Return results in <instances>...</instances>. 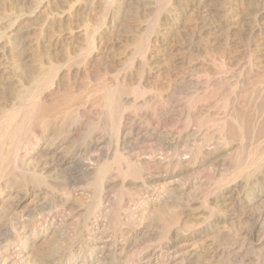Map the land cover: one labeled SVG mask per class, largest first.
<instances>
[{"label":"bare ground","instance_id":"6f19581e","mask_svg":"<svg viewBox=\"0 0 264 264\" xmlns=\"http://www.w3.org/2000/svg\"><path fill=\"white\" fill-rule=\"evenodd\" d=\"M208 1L199 0L197 6ZM14 2L22 5L27 0ZM102 2L108 8L113 6V0ZM263 19L264 3L262 11L253 20L243 19V24L251 26L249 34L253 35L258 31L254 25ZM6 32H0V80L6 75V64L27 65L33 58L27 49L28 37ZM38 34L41 41L50 37L45 30ZM93 34L84 33V62L98 53ZM146 38L143 43L137 39L141 46L135 52L143 58L150 42ZM254 56L246 58L245 64H234L235 68L233 64L227 69L222 63L216 65L215 71L207 70L201 79L181 77L164 93H158L148 81L142 85L134 77L135 84L125 74L122 79L106 77L109 71L100 70L104 77L77 95L62 85L66 82L63 72L68 79L76 74L71 73L70 60L39 58L35 68L16 81L22 89L17 101L28 98L27 104L0 107V264H179L185 258L190 264H200L207 257L209 263L220 260L227 252L232 256L264 250V67L257 69L260 61L254 63L258 61ZM131 58H127L129 62ZM77 61L73 63L81 64ZM77 183L85 188L80 185L75 190L72 186ZM198 194L202 195L199 221L180 226L184 207L192 215L199 209L187 205L189 197ZM185 197L186 204L181 206L179 201ZM151 214L162 224L158 236L163 241L147 252L144 250L149 248L143 249L135 259V245L144 237L140 228L145 220H152ZM238 215L247 228L239 226L227 249L223 247L226 243L221 247L218 242L210 246L213 250L208 254L202 247L201 253L189 250L197 239L206 238L212 244L218 241L226 224ZM52 238L61 243L48 251L47 240Z\"/></svg>","mask_w":264,"mask_h":264},{"label":"rangeland","instance_id":"374dc122","mask_svg":"<svg viewBox=\"0 0 264 264\" xmlns=\"http://www.w3.org/2000/svg\"><path fill=\"white\" fill-rule=\"evenodd\" d=\"M35 1L27 0V2L22 3L21 5V4L15 3L14 0H0V32L2 33L4 29L5 32L7 31L6 32L7 35L9 34L11 35L13 33L17 35H22L24 38L28 37L29 41L28 40L27 41H28L29 47L27 49L29 51L31 50L32 52L31 54L33 56V58L31 57L30 62L27 63V65H17V64L14 65V63H12V64H6L4 66L6 75H4L3 79L0 80V87H1L0 92L2 91V93L0 94V100H1L0 107L6 106L8 107L6 109H12L18 106L21 107L23 103H24L23 105L27 104L26 101L28 100V98L24 99L25 100L24 102L21 100L17 101L19 99L17 98L18 94H20L22 89L20 88V85L16 83V81L19 80L21 76L25 77L26 75H28V73L31 72L37 65V61L39 60V58H42L43 60L47 61L46 57H48L50 58V61L52 60L51 62H56V61L58 62L59 60L60 62L66 61V58L67 60H70L69 65L72 64L70 65L72 68L69 66V68L72 69L71 73L72 75L73 73H76V74L71 76L69 80L68 77L65 75L66 73L63 72L62 79L64 78L66 82L63 80L62 85H63V88H66V89L69 88L71 91L74 90L73 92L75 95L81 94L82 92L84 93V91L92 89V87L97 84L96 82H99L100 79L104 77V74H106L108 71L109 72L105 75L106 77H110V75L111 77L112 75H114V77L118 75L120 78L128 76V77H131L132 83H134L135 81L138 83V81L141 80L142 85H145V83H147L148 81L152 87L159 89L160 92L158 93H164L166 89H167L166 91H168V89H170L173 86V83H177L179 79L181 80L182 79L181 77L190 76L192 78L201 79L202 75L205 76L206 73H209V71L210 72L215 71L216 69L214 68V66L216 67V65H217L216 68H218L219 65L221 67L223 64V66H225V69H227L226 66L229 67L231 65L232 67V64L234 67L238 64L241 65V64H245V62L247 63L248 60L253 58V55H255L254 56L255 59L258 57L257 58L258 61L254 60V63L257 64L260 61L259 62L260 65L259 64L256 65L258 66L257 69L259 68L258 70H260L262 67H264V60H263L264 59V19L260 23L257 22V24L254 25L258 27L257 28L258 31L254 33L256 34L255 36L254 34L253 35L249 34L250 32L249 29L251 26H246L243 24V19L247 18V19L253 20L255 16L262 11V4L264 3V0H211V2L208 1L207 2L208 4H204L202 6H197V3L199 0H170V1L164 0L165 2L164 1L161 2V0H158V1L157 0H145V1H142V0H113V6L110 7L111 9L103 5L102 1L104 0H101V1L100 0H58V1L57 0H47V1L46 0L44 1L35 0ZM166 3H168V5ZM48 4L51 7L46 6ZM100 4H102L103 6H100ZM147 6L149 9L147 8ZM104 7L106 8L104 9ZM59 10H61V13L65 10L63 12L65 13V15L63 13L61 14ZM160 10H162L163 12ZM111 13H113L114 17L112 16ZM154 13H157V14L160 13L159 17L157 14L154 15ZM152 14L155 17H153ZM37 15L39 17H37ZM5 19L8 21H5ZM42 19L44 21H42ZM1 20H2V24H1ZM149 22H152V23L148 25ZM9 23L10 24L13 23V27H11L12 25L10 26L12 29L8 27ZM1 26L2 27L4 26V28H2ZM150 26L151 28L155 26L153 28L154 31L151 29L154 33L148 32V28H150ZM7 29H9L11 32H9V30ZM18 30L19 32H17ZM42 30L43 31L45 30L46 37L48 35L50 36V37L48 36L49 38L47 37L48 40H46L47 38L45 37L46 41H43V40L41 41L42 38H40L39 36L41 34H38V33H41ZM146 31H147V34H146ZM84 33L86 34L90 33L91 36H92V33H95V35L93 34L95 37L94 36L93 37L95 38L94 39L95 48L97 49V52H98L96 56H95L96 52H94L93 58L91 60H88L87 62L86 61L84 62L82 59L84 56L83 53H85V50H84L86 47L85 41L87 40V37H85L86 39L84 38L85 36ZM144 34L147 36H145ZM149 36H150V39H149ZM145 37H147L146 39H148L150 42H149L148 49H147L148 52L147 51L145 52L146 55L144 56V58L145 57L146 58L144 60L143 56L141 57V55H139L140 53L138 54L139 49L137 48L141 46L140 44L141 42L143 43V40L145 39ZM137 39H139L140 41L142 40V41L140 42ZM45 42L46 43L48 42L47 44L49 45L47 46ZM43 46H45V48ZM54 46L55 48H53ZM257 46H259V48ZM80 47H83V48H80ZM43 49L44 50L47 49V50L44 51ZM49 49L52 51H50ZM136 51L138 52L135 54ZM77 53L80 54L79 56H81V58H79L76 55ZM33 54L34 55L36 54L38 56L41 55V57H36V55L34 56ZM45 54H48L49 56L48 55L46 56ZM131 54L133 58H131L130 61L132 59L133 60L129 62V59L127 58L132 57L130 56ZM43 55L45 56L43 57ZM74 56L75 58L72 59V57ZM95 57H98V58L101 57V58L96 59ZM246 58H248L247 61H246ZM75 59L76 61L78 59V61L81 62V64H75L76 63ZM31 60H34L35 62ZM97 60L99 61L97 62ZM73 61L75 63H73ZM78 61L77 63H79ZM95 62L96 64H94ZM99 62L102 67L103 65H106V64H107L106 65L107 67L109 65L108 63H110L111 65L107 67V68L111 67L110 70L107 68L105 69L104 68L105 66L102 69L101 66H99L100 65ZM119 63H122V64L120 65ZM139 63L141 64L139 65ZM73 64H75L77 67L78 65H81V66L85 65L84 66L85 68L79 66L78 68L73 69V67H76L75 65L73 66ZM119 65H120L121 70L119 68ZM141 65H142L143 70L142 68H140ZM29 68L30 69L32 68V69L30 70ZM80 68H83V70ZM77 69L81 70V72L78 71ZM126 69H128L129 72H127ZM100 70H102V72H105V71L107 72L103 74ZM117 70H119L120 72L122 71V72L118 73L119 71ZM84 72L89 73V76H88L89 78H87L88 73L86 74ZM140 72L143 74H141ZM134 77H136V79ZM140 77L141 78L145 77L143 79L146 81H144ZM173 78L175 80H173ZM133 79H135V81ZM68 82L69 84H67ZM136 82L135 84H137ZM85 84L87 85V87L85 86ZM65 85H69V87L68 86L66 87ZM170 85L172 86L170 87ZM73 86L75 88H73ZM77 87L79 91L77 90ZM160 87L163 89V92H161L162 89ZM176 97L179 98L180 96L178 95ZM180 98H183V97H180ZM10 101H11V105H10L11 107L8 105L10 104ZM1 102H3L4 104ZM156 149L154 148V151H156ZM80 185L81 187L82 185L84 187L81 188L79 187ZM72 187L75 190H79V188L84 189L85 185L77 183L76 185ZM200 194H198L199 198H198V195L195 197H191V198L189 197V199L186 197L183 199L181 198V200L179 201V204H181V206L182 205L184 206L186 204V199H188L189 201H191L190 203L188 202L187 204L189 207L191 206V208H194L196 206L198 208L200 206L199 203L202 200V195ZM113 195L115 196V194ZM113 195L111 196V198L112 197L114 198ZM168 200H172V198ZM194 201L197 203H195ZM154 207L156 208L158 206H154ZM186 210H189V209H185L184 207L182 210L183 215L180 218V222H179L180 226L182 225L184 226L187 224H193V223L196 224L197 221H199V217L202 213L201 207H199V209L194 211L195 213L193 215L189 214V211H186ZM150 216H152L150 217V219L152 218V220H149V219L145 220V223L143 224L144 226L142 225L140 228V231H142V233L144 234L143 235L144 237L140 236L141 238L143 237L142 239H140L142 242L140 241L136 243L135 245L134 251L135 250L137 251V252L135 251V255H134L135 259H137L136 256L139 257L137 253L139 252L144 253V251L147 252L153 249L154 246H157L159 243L163 241V239H159L160 236H158L160 235V232H161V229H159L161 228L160 226L162 225L161 222L153 214H151ZM239 217H240L239 215L236 216L235 219H233L234 222L231 221L230 224L229 223L226 224L225 229L226 227L227 229L224 231L225 234L223 233L220 236V238H217L218 241L213 239L215 242H213L212 244L211 243L212 241L209 239H206V238L197 239L196 241H194V244L189 248V250L194 249L198 253L205 251V253L208 254L210 250L211 251L213 250V248L211 247H213L216 244H219L218 242H221L219 246H221V244L223 245L224 243H226L223 245V247L227 249L231 244L230 242H232L233 239L236 237L235 235H237L238 232L240 231V227L241 226L243 227V228L241 227L242 228L241 230H244L247 228V225H244L243 223L244 221L243 219H241L242 217L240 218ZM81 221H82V218L77 221L78 222L77 226L80 225L79 223H82ZM152 223H155V224L152 225ZM156 223L158 224V226L156 225ZM154 225H156L157 227ZM202 226H201V229H204L206 225L203 224ZM80 227L81 226H78V228ZM227 232H232V233L227 234ZM224 236H226L227 241L225 240L226 238ZM228 237L230 238L231 241L228 240L229 239ZM159 240L161 242H159ZM222 240H224V242H222ZM60 243L61 242L58 238H54V239L52 238L50 241L47 240L48 245L46 244V250L48 251L52 250L54 247H56ZM226 245H228V247H226ZM151 246L152 248H150ZM201 247H202V251H200ZM145 248H149V249H145ZM143 249L145 250L143 251ZM130 251H133V249L130 248ZM130 251L128 250V252ZM134 251L131 253L133 254ZM254 251L253 252L251 251L248 255L246 253H241L239 254L240 256L232 254L233 257L230 254L231 252H227L225 253L227 257L224 254L223 255L224 257L220 258L221 261L218 259V260H213L211 261V263H209L210 260H209V257H207L205 258L206 260L201 261V263L204 262L203 264L205 263L206 264L208 263L209 264H216V263L222 264L223 262L222 259H224L223 264H228V263L235 264V262L236 264H240V262L242 261L244 262H242L241 264H247V263L257 264L260 262L262 263L261 260L264 261V259H261V257L264 258V250L262 251L256 250L255 251L256 253H254ZM131 253L129 254L131 255ZM244 254H245V257L247 255V258L244 257ZM256 254L260 256V258H258ZM125 255L126 254H123L121 258L122 257L124 258ZM225 258L226 259L228 258V259L226 260ZM256 258H258L259 262H257L258 260ZM254 259H255V262L253 261ZM250 260L251 262H249ZM184 261H185L183 262L184 264L186 263L190 264L187 262L188 261L187 258H185ZM237 261H240V262H237ZM107 263L108 261L104 262L103 264H107ZM183 263H179V264H183ZM262 264H264V262Z\"/></svg>","mask_w":264,"mask_h":264}]
</instances>
